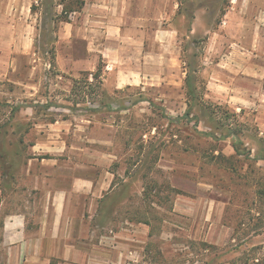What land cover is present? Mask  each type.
<instances>
[{
	"label": "rangeland",
	"instance_id": "374dc122",
	"mask_svg": "<svg viewBox=\"0 0 264 264\" xmlns=\"http://www.w3.org/2000/svg\"><path fill=\"white\" fill-rule=\"evenodd\" d=\"M176 1L163 72L144 58L143 81L116 88L103 64L97 79L60 71L56 39L71 20L57 6L77 5L33 0L31 55L0 61V264L4 217L25 214L36 231L47 206L29 165L98 161L112 193L98 207L74 195L71 207L93 263L264 264V161L253 160L264 156V0ZM188 73L199 106L186 116Z\"/></svg>",
	"mask_w": 264,
	"mask_h": 264
},
{
	"label": "crops",
	"instance_id": "0c3cea01",
	"mask_svg": "<svg viewBox=\"0 0 264 264\" xmlns=\"http://www.w3.org/2000/svg\"><path fill=\"white\" fill-rule=\"evenodd\" d=\"M81 1L83 7L70 12L71 21L63 22L57 35L61 50L57 52L56 63L60 71L94 72L102 63L105 74H114L116 88L143 81L142 67L149 66L147 61L143 62L144 58H156L157 66L152 73L163 72L164 59L160 58H166L165 49L177 38V32L169 24L177 13V1ZM33 7V0H0V61L9 63L15 55H31L38 20ZM64 7L59 4L58 13L63 14ZM131 66L137 69H130ZM68 165L53 162L50 173L42 174H33L29 165L34 188L47 194V206L36 231L28 226L25 214L4 217L1 233L7 249L6 264H95L96 253L90 258L88 251L90 248L94 251L96 245L85 241L84 223L81 221V227L77 225L72 198L85 195L92 207H98L112 193L115 175L99 161L95 165L84 162ZM1 197L0 189V208Z\"/></svg>",
	"mask_w": 264,
	"mask_h": 264
},
{
	"label": "trees",
	"instance_id": "16d2710c",
	"mask_svg": "<svg viewBox=\"0 0 264 264\" xmlns=\"http://www.w3.org/2000/svg\"><path fill=\"white\" fill-rule=\"evenodd\" d=\"M68 1H70V4L71 5H73V4H75V5H77L76 6V9H74V10H71V11H77V10H80L82 7H83V5H84V2L83 1H81V0H68ZM67 9V7L65 6L64 7V11H63V14H66V13H69V12H71V11H67L66 10ZM33 10H34V7H33ZM188 19H189V22H190V27H189V31L191 32L192 31V29H191V23H192V20L194 19V13H190V14H188ZM51 53H52V57H53V59H54V49L52 48V50H51ZM102 63H100V65H99V67H98V72L95 74V75H93L94 76V79H97V78H99V72L101 71V69H102ZM193 72V71H192ZM186 84H187V90H188V92H187V95H188V97L190 98V101H189V104H188V107H189V109L187 110V112H186V116H188L189 114H190V112L192 111V109L193 108H195V107H198L199 105H198V103H195L196 102V99H197V88H196V86H195V84H194V75L192 74L191 75V73H188V76H187V79H186ZM50 105H47L46 106V108L48 109V108H50L49 107ZM98 109H94L93 110V112H95V111H97ZM206 135L207 136H211V137H213V134H211V133H206ZM232 136L235 138V139H238V135H236L235 133H232ZM239 144V143H238ZM237 144V145H238ZM235 145V144H234ZM237 145H235L234 147H235V149H236V152H239L238 151V146ZM251 156V154H248V157H250ZM253 160H257V161H260V160H262V161H264V156H260V155H258L256 158H254ZM261 194V193H260Z\"/></svg>",
	"mask_w": 264,
	"mask_h": 264
}]
</instances>
